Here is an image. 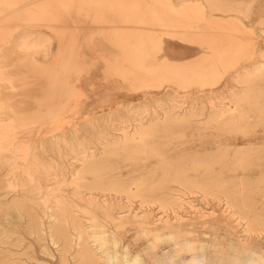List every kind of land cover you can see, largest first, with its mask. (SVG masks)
Listing matches in <instances>:
<instances>
[{
	"label": "rangeland",
	"instance_id": "rangeland-1",
	"mask_svg": "<svg viewBox=\"0 0 264 264\" xmlns=\"http://www.w3.org/2000/svg\"><path fill=\"white\" fill-rule=\"evenodd\" d=\"M8 1L0 2V130L6 124L10 136L14 137L11 141L16 146L24 140H29L27 142L28 145L30 143L29 158L34 156L40 166L49 164L50 158H54L57 164L62 165L67 153L71 155L74 152L89 150L100 154L103 152L100 144L103 136L123 134V131L116 129L121 125H128L137 114L148 117L154 110L162 113V107L169 104L170 97L178 96L184 110H190L194 106V109L204 108V117L203 115L201 118L196 117V124H193L188 133L181 132L178 128L171 129L172 134L158 139L159 143H166L167 146L160 144L157 152L154 150L150 154L134 155L119 151L117 154H110L105 161L106 165L112 168L110 174H114L131 188H136L134 182H138L142 174L156 172L158 178L165 166L171 164L173 167H188L198 164L203 158L208 163L201 166L198 172H189L191 178L197 181L196 184L201 186L213 183L214 180L217 186L239 192L242 201L247 196L245 199L251 201L250 204L254 208L252 209L257 208L258 213H264V108L236 107L232 104L234 94L242 92L246 87L237 79L246 76V72L252 69L253 71L260 69V65L264 70V0H223L231 5L233 12L211 11L210 5L206 4L207 0ZM12 1L14 4L16 2L15 6ZM219 33L224 36H236L250 44L243 50L244 53L234 48L231 50L232 53L228 51L226 55H221L215 45V36ZM25 35L30 37L24 42L22 37ZM191 61H202L211 67L202 70L201 74L192 75L188 72L191 73L190 76L186 75L188 73L185 74L187 71L181 73L175 67ZM255 67L258 69H254ZM234 77L237 79L234 80ZM51 78L56 81L52 82ZM258 78L252 77V80L254 79L252 86L261 89L264 94V75ZM10 81L14 83L10 84ZM68 89L78 91V94L72 91L71 94L69 91L67 94ZM255 92L257 91L254 89L251 95H255ZM62 102L66 106H63ZM30 108L36 113H31ZM216 108H219V114L218 111L212 110ZM22 117L28 119L23 120ZM213 117L222 122L213 123L211 121ZM236 117L239 119L236 120ZM226 121L230 124H226ZM199 122L201 123L198 124ZM128 131L134 133L132 127L128 128ZM164 134L159 133V136ZM63 143L74 145L75 150L72 151L70 145L66 146ZM12 157L10 151L0 153V240L6 242L0 243V250L5 255H10V252L16 253L12 257L18 264L78 263L79 241L75 243L78 238L76 235L74 246L64 257L60 251L61 246L54 244L50 238V225L54 220L46 216L42 204L35 200L38 197L35 193L37 188L46 183L44 177L38 176L37 180H30L28 173L10 170L13 166ZM185 157L187 158L184 159ZM182 159L183 161H180ZM241 159L245 160L244 163L240 161L236 163ZM17 162L23 165L24 156H20ZM9 183H17L18 186L12 189L8 187ZM169 186L172 188L170 195L179 201V206L177 205L175 210H172V207L164 209L157 203L141 205L139 197L133 198L131 202L121 197L118 201L114 200L113 213L116 216L129 213L124 219L110 220L106 212L98 209H94L96 211L93 213L97 214L101 221L103 219L102 223L109 231L119 235L124 245L131 247L133 254L147 245V241L135 240L138 228H154L165 219L175 225L180 223L184 229L198 234L200 239H207L210 244L219 242V245L226 246L242 241L239 243L241 246L250 244L258 249H264V228L261 229L262 232L248 231L249 220L240 219L234 214L235 209L225 194L219 197L215 195L216 199L214 195L204 196L199 187H194L197 190L194 188L191 190L180 182H170ZM235 186L238 188L231 189ZM65 189L75 209L86 206V202L72 191V186H65ZM165 191L168 192V189ZM22 192L26 193L23 198L26 199V208H29L23 211L21 208L18 210V205L12 201L15 197L21 198ZM76 214L82 218V222L85 221L83 223L91 237L94 232L93 228L89 227H92L93 220L88 216L92 217V214L83 211H77ZM37 220L43 221L44 233L37 232L35 224ZM166 246H161L156 253L162 261L173 254L171 245ZM64 260L68 262L65 263ZM145 260L146 264H150L147 257ZM121 261L124 264L122 259ZM176 264L182 262L177 260Z\"/></svg>",
	"mask_w": 264,
	"mask_h": 264
},
{
	"label": "bare ground",
	"instance_id": "bare-ground-1",
	"mask_svg": "<svg viewBox=\"0 0 264 264\" xmlns=\"http://www.w3.org/2000/svg\"><path fill=\"white\" fill-rule=\"evenodd\" d=\"M8 0H0V2H7ZM15 1V0H14ZM14 1H12L14 4ZM170 1V0H169ZM208 2L206 4L210 5L211 11L213 10H221L224 12L227 11H232V7L229 3L224 2L223 0H207ZM10 2V0L8 1ZM28 2V1H27ZM184 2H187L186 0ZM143 3V2H142ZM172 3V2H171ZM6 4V3H5ZM11 4V3H10ZM8 4L10 7L12 5ZM16 4V2H15ZM14 4V6H15ZM50 4V3H49ZM153 4V3H152ZM205 4V5H206ZM147 5V4H146ZM183 5V4H182ZM13 7V6H12ZM38 8V7H37ZM36 8V9H37ZM208 8V7H207ZM235 8V7H234ZM206 9V8H205ZM39 10V8H38ZM27 11V10H26ZM43 11V10H42ZM178 12H180V10H177ZM236 11V10H235ZM233 12V11H232ZM211 13V12H210ZM203 15V14H202ZM205 15V14H204ZM207 15V13H206ZM14 16V15H13ZM12 16V17H13ZM187 17V16H186ZM206 17V16H205ZM210 17V16H209ZM208 17V18H209ZM184 18V17H183ZM206 19V18H205ZM204 19V20H205ZM213 19V18H211ZM9 20V19H8ZM203 20V21H204ZM209 20V19H208ZM202 21V22H203ZM17 22V21H16ZM198 22V21H197ZM200 22V21H199ZM20 23V22H19ZM226 23V22H225ZM224 23V24H225ZM156 25V24H155ZM166 25V24H164ZM170 25V24H168ZM175 25V24H174ZM209 25V24H208ZM227 25V24H226ZM154 26V25H153ZM200 26V25H199ZM197 26V27H199ZM210 26V25H209ZM213 26V25H212ZM147 27V26H146ZM164 27V26H163ZM168 27V26H166ZM172 27V26H171ZM206 27V26H205ZM211 27V26H210ZM217 27V26H216ZM145 28V27H144ZM170 28V27H169ZM196 28V26H195ZM202 28V27H201ZM200 28V29H201ZM214 28V27H213ZM212 28V29H213ZM229 28V27H228ZM203 29V28H202ZM201 29V30H202ZM221 29V28H220ZM232 29V27H231ZM150 30V29H149ZM167 30V29H166ZM172 30V29H171ZM175 30V29H174ZM218 30V29H217ZM151 31V30H150ZM164 31V30H163ZM173 31V30H172ZM178 32V31H177ZM219 32V31H218ZM235 32V31H234ZM1 33V31H0ZM150 33V32H149ZM197 33V32H196ZM216 33V32H215ZM165 34V32H164ZM174 34V33H173ZM143 35V33H142ZM177 35V34H176ZM206 35V34H204ZM212 35V34H211ZM19 36V35H18ZM229 36V35H228ZM224 36L223 34H218L215 36V45L218 47L219 49V53L221 55H226L228 53V51L233 50L234 48L239 50V51H243L246 50V47L250 44L243 42L242 40H240L239 38H237L236 36ZM239 37V34L237 35ZM30 35H25L24 38L22 37L23 41H27L29 39ZM144 37V36H143ZM142 37V38H143ZM178 37V35H177ZM184 37V36H183ZM17 39V38H16ZM21 39V40H22ZM204 39V38H203ZM212 39V38H211ZM210 41V40H209ZM28 43V42H27ZM35 43V42H34ZM199 43V42H198ZM202 43V42H201ZM18 44V43H17ZM32 44V43H31ZM211 44V42H210ZM23 45H25L23 43ZM38 45V44H36ZM43 46V44H42ZM22 47V46H21ZM24 47V46H23ZM26 47H28V45H26ZM145 47V46H144ZM202 47V46H201ZM204 47V46H203ZM253 47V46H252ZM251 47V48H252ZM35 48V47H34ZM8 49V48H7ZM215 49H217L215 47ZM141 50V49H140ZM206 50V49H205ZM204 50V51H205ZM255 50V49H254ZM23 51V50H22ZM136 51V50H135ZM215 51V50H214ZM39 52V51H38ZM240 52V54H241ZM245 51H243L244 53ZM232 53V51H231ZM242 53V54H243ZM142 54V53H140ZM235 54V53H234ZM245 55V54H244ZM263 55V54H262ZM261 55V56H262ZM142 56V55H141ZM218 56V54H217ZM229 56V55H228ZM239 56V55H238ZM243 56V55H242ZM240 56V57H242ZM221 57V56H220ZM235 57V56H233ZM264 57V56H263ZM262 57V58H263ZM3 58V56H2ZM140 58V57H138ZM226 58V57H225ZM231 59V57H229ZM23 59V58H22ZM227 59V58H226ZM2 60V59H1ZM140 60V59H139ZM223 60V57H222ZM233 60V58H232ZM235 60V59H234ZM233 60V61H234ZM240 60V59H239ZM1 62V61H0ZM25 63V62H24ZM143 64V63H142ZM262 64V63H261ZM231 65V64H230ZM254 65V64H253ZM215 66V65H214ZM212 65V67H214ZM222 66V64H221ZM227 66V65H226ZM232 66V65H231ZM252 66V65H251ZM255 66V65H254ZM253 66V67H254ZM263 66V64H262ZM176 69L179 70V72L183 71V73L185 71V74L188 72H191L192 75L194 74H201L200 72H202V70L204 71V69L206 68H210L211 65L208 63H203L202 61H191V62H187L184 64H180L175 66ZM258 67V66H257ZM257 67H255L254 69H256ZM260 69L258 70H254L252 69V71L250 72H246V76L243 77H239L236 76L234 77L238 82L243 83L244 86L246 85L245 88H243V91L241 92H237L234 94V97L231 98L233 99V105L234 106H247L250 108H264V94L262 93V90L259 88H254V86H252V84H254V79L252 80V77L255 76V78L258 77H263L264 75V70L262 69L261 65L259 66ZM149 68V67H148ZM2 69V68H1ZM11 69V68H10ZM8 69V71L10 70ZM175 69V70H176ZM215 69V68H214ZM213 70V69H212ZM243 70V69H242ZM217 72V70H214ZM238 71V70H237ZM246 71V70H244ZM39 72V71H38ZM210 72V71H209ZM6 73V72H5ZM12 73V71H11ZM41 73V72H40ZM61 73V72H60ZM182 73V72H181ZM190 73V74H191ZM239 73V72H238ZM237 73V74H238ZM36 74V73H35ZM54 74V73H53ZM189 74V73H188ZM187 76H190V74ZM211 74V73H210ZM232 74V73H231ZM235 74V73H234ZM233 74V75H234ZM242 74V73H241ZM10 75V74H9ZM206 75V74H204ZM245 75V74H244ZM8 76V75H7ZM12 76V75H11ZM21 76V75H20ZM19 76V77H20ZM40 76V74H39ZM43 76V75H42ZM59 76V75H57ZM196 76V75H195ZM198 76V75H197ZM232 76V75H231ZM18 77V78H19ZM62 77V75H61ZM199 77V76H198ZM206 77V76H205ZM188 78V77H187ZM195 78V77H193ZM210 78V77H208ZM232 78V77H231ZM52 79V78H51ZM205 79V78H204ZM259 79V78H258ZM15 80V79H14ZM189 80L190 77H189ZM195 80V79H193ZM197 80V79H196ZM199 80V79H198ZM202 80V79H200ZM45 81V80H44ZM56 81V80H55ZM52 79V82H55ZM206 82V80H203ZM33 82V81H32ZM47 82V81H46ZM200 82V81H199ZM234 82V81H233ZM236 82V81H235ZM14 83V82H9ZM32 85V84H31ZM63 85V84H62ZM65 85V84H64ZM242 85V84H240ZM13 86V85H12ZM11 87V86H9ZM14 87V86H13ZM12 87V88H13ZM23 87V86H22ZM21 87V88H22ZM67 87V86H65ZM69 87V86H68ZM16 88V87H15ZM14 88V90H15ZM71 88V87H69ZM74 88V87H73ZM1 89V87H0ZM17 89V88H16ZM46 89V88H45ZM44 89V90H45ZM48 89V88H47ZM60 89V88H59ZM58 89V91H59ZM66 89V88H65ZM237 90V88H235ZM242 89V88H241ZM255 95H251V93L254 91ZM12 90V89H11ZM50 90V89H49ZM56 90V88H55ZM70 89L67 90V92ZM230 90V88H229ZM228 90V91H229ZM232 90V89H231ZM234 90V89H233ZM239 90V89H238ZM245 90V91H244ZM2 91V90H1ZM10 91V90H9ZM8 91V93H9ZM72 91V90H71ZM71 91L70 94H71ZM172 91V89H171ZM5 92H7L5 90ZM16 92V91H15ZM35 92V91H34ZM69 92L67 94H69ZM75 92L74 90L72 91V93ZM78 92V91H77ZM75 92V93H77ZM201 92V91H200ZM203 92V91H202ZM12 93V92H11ZM14 93V92H13ZM51 93V91H50ZM65 93V92H63ZM74 93L75 97L76 94ZM176 93V92H175ZM192 93V92H191ZM198 93V92H197ZM204 93V92H203ZM212 93V92H211ZM233 92H231L232 94ZM5 94V93H4ZM23 94V93H22ZM78 94V93H77ZM194 94V93H193ZM32 95V94H31ZM82 95V94H81ZM176 95V94H175ZM24 96V95H23ZM22 96V97H23ZM61 96V95H60ZM70 98V95H68ZM78 96V95H77ZM173 96V95H172ZM205 96V95H204ZM45 97V96H44ZM54 97V96H53ZM190 97V96H189ZM217 96H215L216 98ZM223 97V96H221ZM229 97V96H228ZM52 98V97H51ZM63 98V97H62ZM65 98L67 99V97L65 96ZM72 98V97H71ZM193 98V97H192ZM1 99V98H0ZM8 99V98H7ZM17 99V98H15ZM24 99V98H23ZM26 99V98H25ZM53 99V98H52ZM65 99V101H66ZM170 102L169 104H167V106L162 107V113L159 112L158 110H154L153 113H151L148 117H145L144 114H137L132 121H130L128 123V125H121L120 127H118L116 130L119 131H123V134L121 135H116V134H111L110 136H103L102 140L100 142L103 152L96 153L94 151L89 152L84 150L81 152H74V154H65V157L63 158V164H57L58 162L55 161L54 158H50L49 164L47 165H39L38 161L36 160V158L33 157L29 158L28 155L31 154V152H29V145L26 141H22L21 143H19L18 146H16L11 139H13L14 137L10 136L9 134V129L6 128V124H4V128H2L0 130V153L3 152H7L10 151L11 154L13 155L12 157V162H13V166L10 170H17L23 173H28V177L30 180H37L38 176H43L46 183H44L43 185H41L39 187V189L37 188V192H35L37 194V199L36 202L38 204H42V210L45 212L46 216L50 219H53L54 221H52L51 225H50V232H51V237L52 238V242H54V244H58L61 246L60 251L63 254V257L66 255V253L74 246V237H78L76 239V242H78V249H77V255L79 258V264H99L98 261V256H100L99 254H97L94 249L90 246L89 244V232L86 230V226L84 225L83 222L85 221H81V217L79 215H77V211H83L86 213H91L92 217L88 216L89 219L91 220H96L98 219L99 221L100 218L98 217V215H94V209H98L101 210L103 212H106V216L108 218H110V220L116 221V220H122L124 219L126 216H128L127 213L126 215H122V216H116L113 213L115 204H114V200H119V198H126L127 201H132L133 198L139 197L141 199V205H144L145 203H156L160 204L164 209H166L167 207H172V210H175L177 205L179 206V201L177 198H175L174 196L170 195V191L172 190V188L169 186L170 182H180L182 184L185 185L186 188H189L191 190H193L194 187H199L201 188V190L203 191L202 193H204L203 195H216L217 197H219L221 194H225L227 197V200L229 201L230 205L235 209L234 210V214L238 215L240 219H247L249 220L247 226H248V231H253L254 232H258V230L261 231V229L264 228V213H258L257 212V208H255V210H253L254 208L252 207V205L250 204V202H248V199L246 200L245 198L243 199V201L240 199V195L237 193V191H229L228 189H224L223 187H220V185H216L215 181L213 180V183H207L205 185H198V183L196 184L193 178H191V174H189V172L191 171H197L201 168V166H203L205 163H208V161L204 160L203 158L200 159V162L195 165L192 164V166H188V167H173V165L171 166H165L162 170V174L160 177L156 178V172L150 173V174H142L139 177V181L138 182H134V184L136 185V188H131L130 185L128 184H124V181H120V178H117L114 174H110L112 168L107 166L105 161L108 160V156L110 154H117L119 151H126L130 154H134V155H141V154H150L151 152H153L154 150L157 152L159 150V145L163 144L165 147L167 146L166 143H159L161 138H166L168 137L170 134L173 133V131L171 129H175L178 128L180 129L181 132L184 133H188L191 129V127H193V124L195 123V118L199 117L203 115L204 117V108L201 109H194V107H192L190 110H184V107L181 106L180 101L178 100V96H173L170 97ZM184 99V97H183ZM198 99L199 96H198ZM219 99V98H218ZM223 99V98H222ZM228 99V98H227ZM231 99V100H232ZM64 100V99H63ZM62 100V101H63ZM185 100V99H184ZM211 100V99H210ZM215 100V99H214ZM226 100V98H225ZM230 100V99H229ZM4 101V100H3ZM40 101V100H39ZM47 101V100H46ZM220 101V100H219ZM254 101V102H253ZM8 102V101H7ZM13 102V101H12ZM32 102V101H30ZM183 102V101H182ZM215 102V101H214ZM222 103L224 102L223 100L221 101ZM2 103V102H1ZM4 103V102H3ZM19 104V103H18ZM21 104V103H20ZM28 104V103H27ZM42 104V103H41ZM63 104V102L61 103ZM220 104V103H219ZM1 105V104H0ZM46 105V104H45ZM57 105V104H56ZM59 105V103H58ZM65 104H63L64 106ZM191 105V104H190ZM32 106V105H31ZM66 106V105H65ZM184 106V104H183ZM212 106L214 107V105L212 104ZM15 107V106H14ZM17 107V106H16ZM21 107V106H20ZM29 107V106H28ZM47 107V106H46ZM49 107V106H48ZM55 107V106H54ZM203 107V106H202ZM216 107V106H215ZM12 108V107H11ZM61 108V107H60ZM225 108V107H224ZM233 108V107H232ZM3 109V108H2ZM6 109V107L4 108ZM27 109V107H26ZM68 109V108H67ZM187 109V108H186ZM210 109V107H209ZM219 109V108H218ZM218 109H212L214 111H218ZM10 110V106L9 109ZM31 110V108H30ZM50 110V109H49ZM224 110V109H223ZM233 110V109H232ZM238 110V108H237ZM5 111V110H4ZM27 111V110H26ZM25 111V112H26ZM47 111V110H46ZM64 111V110H63ZM209 111V110H208ZM222 111V110H221ZM227 111V110H224ZM230 111V110H228ZM235 111V110H234ZM252 111V109H251ZM12 112V111H11ZM10 112V113H11ZM57 112V111H56ZM243 112V111H242ZM257 112V111H256ZM14 113V112H13ZM19 113V112H18ZM31 113H33V111L31 110ZM36 112H34L33 114H35ZM55 113V111H54ZM237 113V111H236ZM29 114V113H28ZM147 114V113H146ZM217 114H219V111L217 112ZM224 114V113H223ZM228 114V113H227ZM233 114V113H232ZM242 114V113H241ZM255 114V113H254ZM262 114V113H261ZM5 115V114H4ZM9 115V114H8ZM30 115V114H29ZM39 115V114H38ZM37 115V116H38ZM41 115V114H40ZM45 115V114H44ZM212 115V114H211ZM245 115V114H244ZM256 115V114H255ZM14 116V114H13ZM18 116V115H17ZM43 116V115H42ZM53 116V115H52ZM213 116V115H212ZM211 116V117H212ZM214 116L216 117V113L214 114ZM218 116V115H217ZM221 116V114H220ZM228 116V115H226ZM246 116V115H245ZM6 117V116H5ZM31 117V116H30ZM29 117V118H30ZM40 117V116H39ZM207 117V116H206ZM209 117V115H208ZM15 118V117H13ZM34 118V116H33ZM36 118V115H35ZM220 118V117H219ZM238 117H236L237 120ZM16 119V118H15ZM22 119H28V118H23ZM21 119V120H22ZM198 119V118H197ZM239 119V118H238ZM250 119V118H249ZM2 120V119H1ZM35 120V119H34ZM39 120V119H38ZM57 120V119H56ZM204 122H206L204 119H202ZM210 120V119H209ZM229 120V119H228ZM3 121V120H2ZM201 121V120H200ZM208 121V120H207ZM213 123H220L222 121H220V119L218 118H214L213 120H211ZM211 121H208L209 123ZM235 122V120H233ZM242 121V120H241ZM9 122V121H8ZM202 122V121H201ZM201 122H199L198 124H200ZM227 122V121H226ZM232 122V121H231ZM239 123V122H238ZM1 124V123H0ZM19 124V123H18ZM21 124V123H20ZM203 124V123H202ZM228 124V122L226 123ZM230 124V123H229ZM228 124V125H229ZM257 124V123H256ZM237 125V124H236ZM8 126V125H7ZM198 126V125H197ZM205 126V125H204ZM211 126V125H210ZM216 126V125H215ZM226 127V125H224ZM132 127L134 130V133H131L128 131V128ZM199 127V126H198ZM244 127V126H242ZM246 128V127H245ZM207 129V128H206ZM214 129V128H213ZM212 129V130H213ZM231 129V128H230ZM75 130V129H73ZM228 130V129H227ZM235 130V129H234ZM229 131V130H228ZM204 132V130H203ZM159 133H165L164 135L159 136ZM197 136V135H196ZM177 138V137H176ZM28 139V138H27ZM159 139V140H158ZM23 140V139H22ZM66 146L70 145L69 143H63ZM71 146V147H70ZM69 147L72 149V151L75 150V146L74 145H70ZM80 149V148H79ZM93 147L90 148V150H92ZM257 150V148H255ZM242 151V150H241ZM227 152V151H226ZM225 152V153H226ZM233 152V151H232ZM234 152L237 153V151L234 150ZM251 152V151H249ZM248 152V154H250ZM257 152V151H256ZM155 154H159V153H155ZM192 154V153H191ZM197 154V152H196ZM223 154V153H222ZM205 155V154H203ZM215 155V154H214ZM213 155V156H214ZM236 155V154H235ZM259 155V154H258ZM23 157L25 158V163H22L23 165L19 164L17 162L19 157ZM195 156V155H194ZM219 156V155H217ZM207 157V155L205 156ZM222 157V156H221ZM220 157V158H221ZM228 157V156H227ZM226 157V158H227ZM243 157V156H242ZM179 158V157H178ZM187 157H185L184 159H186ZM219 158V159H220ZM249 158V157H248ZM247 158V159H248ZM21 159V158H20ZM180 159V158H179ZM197 159V158H195ZM194 159V160H195ZM238 159V158H237ZM250 159V158H249ZM190 160V158H189ZM188 160V161H189ZM209 160V159H207ZM179 161V160H178ZM176 161V162H178ZM180 161H183L180 160ZM192 161V159H191ZM243 162L245 160L241 159L238 160L236 163L238 162ZM7 162V161H6ZM11 162V163H12ZM173 162V161H172ZM194 162V161H193ZM211 162V161H210ZM213 162V161H212ZM217 162V161H216ZM215 162V163H216ZM235 162V161H234ZM67 163V165H66ZM175 163V162H174ZM180 163V162H179ZM187 163V162H186ZM231 163V162H230ZM246 163V162H245ZM218 164V163H217ZM180 165V164H179ZM184 165V163H183ZM186 165V164H185ZM208 165V164H206ZM214 165V164H213ZM225 165V164H224ZM223 165V166H224ZM234 165V163H233ZM232 165V167H233ZM247 164H245L246 166ZM11 166V165H10ZM210 166V165H209ZM253 166V165H252ZM258 166V165H257ZM241 167V166H239ZM249 167V166H248ZM227 168V167H226ZM214 169V168H213ZM239 169V168H238ZM211 170V169H210ZM223 170V169H222ZM16 172V171H15ZM196 172V173H197ZM215 172V171H214ZM218 172V171H217ZM237 172V171H235ZM204 173V172H203ZM216 173V172H215ZM202 174V173H201ZM205 174V173H204ZM203 174V175H204ZM221 174V173H219ZM16 175V174H15ZM212 175V174H211ZM225 175V173H224ZM206 176V175H205ZM217 176V175H216ZM240 176V175H239ZM18 177V176H17ZM15 176V178H17ZM199 177V176H198ZM197 177V178H198ZM230 179V178H229ZM238 179V176H237ZM242 179V178H241ZM41 180V179H40ZM212 180V178H211ZM42 181V180H41ZM205 181V180H203ZM229 181V180H228ZM242 181V180H241ZM36 182V181H35ZM232 182V181H229ZM37 183V182H36ZM203 183V182H202ZM224 184V182H222ZM242 183V182H241ZM38 184V183H37ZM200 184V183H199ZM219 184V183H218ZM226 184V183H225ZM72 186L73 187V192L76 193L81 200L86 202V206H81V208L75 209L72 206V201L69 199V195H68V191H66L65 186ZM18 186L17 183H9L8 187H11L13 189L16 188ZM32 186V185H31ZM217 186V187H215ZM241 186V185H240ZM182 187V186H181ZM226 187V186H225ZM235 187H231L232 188H236ZM168 189V192L165 191V189ZM238 188V187H237ZM11 189V190H12ZM196 189V188H194ZM230 189V188H229ZM230 189V190H231ZM244 189V188H243ZM186 190V189H185ZM197 190V189H196ZM257 190V189H256ZM16 190L14 189V192ZM23 191V190H22ZM188 191V190H187ZM200 191V189H199ZM245 191V189H244ZM248 191V190H247ZM263 191V190H262ZM20 192V191H19ZM25 192V189H24ZM22 192L23 196L21 198L19 197H15L14 203L16 205H18V210L19 208H21V210H26L29 208H26L27 206H25V200L23 197L25 196L26 193ZM170 192V193H169ZM184 192V191H182ZM242 192V191H241ZM249 192V191H248ZM17 193V192H16ZM177 193V192H175ZM179 193V192H178ZM21 194V192H20ZM181 194V193H180ZM193 194V193H192ZM245 194V193H244ZM262 194V193H260ZM6 195V194H5ZM30 195V194H29ZM182 195V194H181ZM195 195V193H194ZM202 195V196H203ZM224 195V196H225ZM243 195V194H241ZM249 195V193H248ZM184 196V194H183ZM203 196V197H204ZM215 196V198H216ZM177 197H179L177 195ZM185 197V196H184ZM213 197V196H212ZM14 198V197H13ZM117 198V199H115ZM243 198V197H242ZM217 199V198H216ZM226 199V198H225ZM252 199V198H251ZM31 200V199H30ZM33 200V199H32ZM33 200V201H35ZM181 200V199H180ZM219 200V199H218ZM222 200V199H221ZM250 200V199H249ZM253 200V199H252ZM263 200V199H262ZM29 201V200H28ZM254 201V200H253ZM129 202V203H130ZM181 202V201H180ZM13 203V202H12ZM182 203H184L182 201ZM114 204V205H113ZM131 204V203H130ZM120 205V204H119ZM228 205V203H227ZM146 207L148 205H145ZM150 206V205H149ZM16 207V208H17ZM142 207V206H141ZM145 207V209H146ZM230 207V206H229ZM15 208V209H16ZM31 208V207H30ZM125 208V207H124ZM149 208V207H147ZM183 208V207H182ZM253 208V209H252ZM178 209V208H177ZM228 209V208H227ZM128 210V209H126ZM162 210V209H160ZM168 210V209H167ZM230 210V209H229ZM148 211V210H147ZM232 211V210H231ZM19 212V211H18ZM17 212V213H18ZM125 212V210H124ZM126 213V212H125ZM124 213V214H125ZM176 213V212H174ZM21 214V213H20ZM79 214V213H78ZM149 214V213H148ZM87 215V214H86ZM94 215V216H93ZM174 215V214H173ZM138 216V215H137ZM142 216V215H141ZM145 216V215H144ZM151 216V215H150ZM134 217V215H133ZM143 217V216H142ZM147 217V216H146ZM161 217V215H160ZM169 217V216H168ZM176 217V216H175ZM179 217V216H178ZM232 217V216H231ZM144 218V217H143ZM166 218V217H165ZM160 219V218H159ZM174 219V218H173ZM35 220V219H34ZM88 220V219H87ZM126 220V219H125ZM156 220V219H153ZM228 220V219H226ZM103 221V219H102ZM101 221V222H102ZM106 221V220H105ZM104 221V222H105ZM141 221V220H140ZM150 221V220H149ZM175 221V220H174ZM172 221V222H174ZM182 221V220H181ZM243 221V220H241ZM245 221V220H244ZM89 222V221H88ZM123 222V221H122ZM148 222V221H147ZM153 222V221H152ZM155 222V221H154ZM160 222V221H158ZM177 222V221H176ZM180 222V221H178ZM207 222V221H206ZM212 222V221H210ZM90 223V222H89ZM107 223V222H106ZM120 223V222H119ZM144 223V222H143ZM151 223V222H150ZM240 223V222H239ZM36 227H37V232L39 234H41V232H43V228L42 225L44 224L43 221H35ZM93 224V223H92ZM122 224V223H121ZM180 224V223H179ZM175 225L173 223L170 222V220L165 219L161 222L160 225L154 227V228H148L150 231L153 232H157L160 231L166 227H170V228H174L186 233H193L192 231L188 230V229H184L181 225ZM183 224V223H182ZM123 225V224H122ZM143 225V224H142ZM141 225V226H142ZM145 225V224H144ZM148 224L146 223V226ZM185 225V224H184ZM90 226V225H89ZM186 226V225H185ZM94 225H92V227L90 226L89 228H93ZM187 227V226H186ZM212 227V226H211ZM49 228V227H48ZM88 227L87 229L90 230ZM109 230V229H108ZM262 232V231H261ZM44 233V232H43ZM252 233V234H253ZM50 234V233H49ZM217 234V233H214ZM213 234V235H214ZM264 234V233H263ZM76 235V236H75ZM96 233H92V236H95ZM42 236V235H41ZM216 236V235H215ZM247 236V235H246ZM2 237V236H1ZM211 238V237H210ZM215 238V237H214ZM241 238V237H240ZM217 239V238H216ZM207 240V239H206ZM210 240V239H208ZM215 240V239H213ZM216 241V240H215ZM221 241V240H219ZM226 241V240H225ZM224 241V242H225ZM232 241V240H231ZM236 241V240H234ZM0 243L2 244H6V242L0 240ZM216 243V242H214ZM219 243V242H218ZM218 243H216L215 245H219ZM222 243V242H221ZM236 243V242H235ZM241 244V242L238 241V244ZM247 243V242H246ZM210 244V243H209ZM225 244H227L225 242ZM228 245V244H227ZM250 245V244H249ZM247 245H242L243 247H248ZM98 246V245H97ZM168 246V245H167ZM166 246V247H167ZM163 248V247H162ZM76 250V249H75ZM169 250V249H168ZM16 253L14 252H10V255H5L3 251L0 250V264H18L16 261H14L13 257ZM75 255V254H74ZM156 255V254H155ZM173 255V254H172ZM171 255V256H172ZM73 256V255H72ZM157 256V255H156ZM159 257V256H158ZM75 258V257H74ZM164 258V256L162 257ZM197 259H199V257H197ZM19 262V260H18ZM65 262V260L63 261ZM68 260H66L65 263H67ZM182 262V261H181ZM76 263V264H78ZM68 264V263H67ZM122 264V261H121ZM159 264H169L168 259L165 261L159 260Z\"/></svg>",
	"mask_w": 264,
	"mask_h": 264
},
{
	"label": "clouds",
	"instance_id": "clouds-1",
	"mask_svg": "<svg viewBox=\"0 0 264 264\" xmlns=\"http://www.w3.org/2000/svg\"><path fill=\"white\" fill-rule=\"evenodd\" d=\"M92 223V231L96 235L88 240L96 253H103L97 257L99 264H121V259L124 264H146V257L150 264H159L160 257L155 254L163 245H171L173 255L168 257L169 264H176L177 260L182 264H264V249L251 245L243 247L237 243L226 246L209 244L196 233L189 234L170 227L157 232L138 228L135 240L147 241V245L133 254L131 247L124 245L116 232L109 231L98 219Z\"/></svg>",
	"mask_w": 264,
	"mask_h": 264
}]
</instances>
